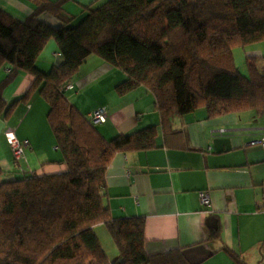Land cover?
I'll use <instances>...</instances> for the list:
<instances>
[{
    "label": "trees",
    "instance_id": "trees-1",
    "mask_svg": "<svg viewBox=\"0 0 264 264\" xmlns=\"http://www.w3.org/2000/svg\"><path fill=\"white\" fill-rule=\"evenodd\" d=\"M27 1L35 9L23 21L0 9V70L9 67L0 118L38 91L50 107L48 123L66 170L6 179L0 164V264H109L95 232L100 225L118 251L115 264H190L179 250L148 255L143 217L112 216L104 203L106 172L116 153L156 149L159 127L165 145L176 146V116L199 108L209 118L264 113L260 58L247 56L246 77L233 55L236 47L264 41V0H107L87 7L76 25L63 8L67 0ZM44 13L60 25L41 20ZM51 40L63 62L43 72L37 61ZM90 56L126 75L114 87L118 95L149 91L160 124L105 139L64 94ZM19 73L30 75L31 85L8 104L2 91Z\"/></svg>",
    "mask_w": 264,
    "mask_h": 264
},
{
    "label": "crops",
    "instance_id": "crops-1",
    "mask_svg": "<svg viewBox=\"0 0 264 264\" xmlns=\"http://www.w3.org/2000/svg\"><path fill=\"white\" fill-rule=\"evenodd\" d=\"M57 1V0H51ZM107 0H67L64 10L78 24ZM0 9L25 20L35 9L27 0H0ZM41 20L52 26L60 22L49 13ZM263 61L262 54L252 51ZM56 43L51 40L37 61L49 72L61 64ZM9 67L0 70V86ZM126 79L120 70L90 56L64 93L89 120L96 109H106V120L96 126L107 140L130 135L160 124L154 97L140 87L120 96L115 86ZM32 77L19 73L4 88L8 104L25 95ZM101 95L96 103L88 101ZM49 105L35 92L18 105L8 119L0 118V164L6 179L46 176L66 170L48 123ZM90 121V120H89ZM181 134L166 146L161 127L156 149L119 152L106 172L104 203L114 218L143 217L148 255L179 250L190 264H264V150L246 146L264 133V113L253 110L209 118L199 108L171 120ZM7 133L27 142L24 159L16 165ZM208 192L211 204L203 206L200 192Z\"/></svg>",
    "mask_w": 264,
    "mask_h": 264
},
{
    "label": "rangeland",
    "instance_id": "rangeland-1",
    "mask_svg": "<svg viewBox=\"0 0 264 264\" xmlns=\"http://www.w3.org/2000/svg\"><path fill=\"white\" fill-rule=\"evenodd\" d=\"M252 51L258 52L264 56V41L250 45L248 47H244V48L236 47L233 49L235 64H236L237 68L239 69L240 73L246 77L249 76V70H248V66L246 63V58H247V56H256L254 54H250V53H252ZM257 66L259 67L260 70L264 69V59H263V61L260 59L257 62ZM100 96L101 95L94 96L93 98H91L88 101V103L98 102V100L100 99ZM95 232L100 239L102 247L104 248V250L106 251V253L110 259V262H109V264H110L111 260L117 259L118 251H117L113 241L111 240L110 236L108 235L107 231L105 230L104 226H102V225L97 226L95 229Z\"/></svg>",
    "mask_w": 264,
    "mask_h": 264
},
{
    "label": "built area",
    "instance_id": "built-area-1",
    "mask_svg": "<svg viewBox=\"0 0 264 264\" xmlns=\"http://www.w3.org/2000/svg\"><path fill=\"white\" fill-rule=\"evenodd\" d=\"M72 87V85L68 84L65 87V90L71 89ZM106 115V109L104 107H100L89 115V120L91 124L98 126L105 122ZM6 137L11 148L13 160L16 165H19V163L24 159L27 142L19 141L13 133H7ZM246 146H260L264 150V133H262L257 138L255 137L251 140H248ZM200 200L203 206L207 207L211 204V199L208 192H200Z\"/></svg>",
    "mask_w": 264,
    "mask_h": 264
},
{
    "label": "water",
    "instance_id": "water-1",
    "mask_svg": "<svg viewBox=\"0 0 264 264\" xmlns=\"http://www.w3.org/2000/svg\"><path fill=\"white\" fill-rule=\"evenodd\" d=\"M115 262H116V259H114L110 264H115Z\"/></svg>",
    "mask_w": 264,
    "mask_h": 264
}]
</instances>
